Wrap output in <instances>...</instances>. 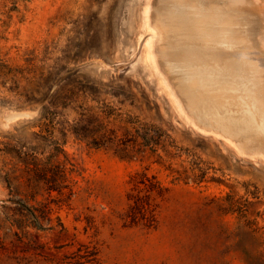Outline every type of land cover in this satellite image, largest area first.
<instances>
[{
	"label": "rangeland",
	"instance_id": "obj_1",
	"mask_svg": "<svg viewBox=\"0 0 264 264\" xmlns=\"http://www.w3.org/2000/svg\"><path fill=\"white\" fill-rule=\"evenodd\" d=\"M0 264H264V0H0Z\"/></svg>",
	"mask_w": 264,
	"mask_h": 264
},
{
	"label": "trees",
	"instance_id": "obj_2",
	"mask_svg": "<svg viewBox=\"0 0 264 264\" xmlns=\"http://www.w3.org/2000/svg\"><path fill=\"white\" fill-rule=\"evenodd\" d=\"M44 120H47L46 116H43ZM130 126L133 128L134 137L133 140L134 143H136L137 140H140L139 145L143 148H148L149 150H152V147L154 145H159L160 141L157 142V140H153V135H151V129L146 127L145 125L140 124H134V122H127ZM135 125V126H134ZM160 136H158L159 138ZM129 140L127 141V143ZM42 155V154H40ZM61 158V160H60ZM17 160L19 163L24 165V167H28L30 164H35V166H41L42 169L46 170L50 175L44 176L43 180H45L47 183H51L52 185H56L58 187H62V185L65 182L66 174L69 172V168L67 166H72L63 149L55 143L54 147L52 148V152L48 157L45 159H39L33 154H28L25 152H19L17 156ZM194 167L192 168L193 171ZM71 170V169H70ZM178 180V177L173 178V181ZM151 190V189H150ZM228 200L232 203V200L230 197H227ZM18 205L23 206V203H27V201H23L22 199H18L16 202H14ZM135 205L138 207L139 204L135 203ZM233 207V204L231 205ZM33 208V206H31Z\"/></svg>",
	"mask_w": 264,
	"mask_h": 264
},
{
	"label": "bare ground",
	"instance_id": "obj_3",
	"mask_svg": "<svg viewBox=\"0 0 264 264\" xmlns=\"http://www.w3.org/2000/svg\"><path fill=\"white\" fill-rule=\"evenodd\" d=\"M197 28H198V26H197Z\"/></svg>",
	"mask_w": 264,
	"mask_h": 264
}]
</instances>
